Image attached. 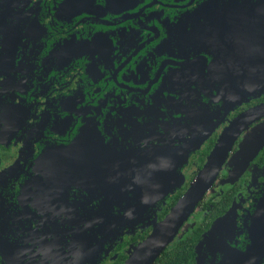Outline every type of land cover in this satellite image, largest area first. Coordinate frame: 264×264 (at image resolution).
Returning <instances> with one entry per match:
<instances>
[{"label": "flooded vegetation", "instance_id": "1", "mask_svg": "<svg viewBox=\"0 0 264 264\" xmlns=\"http://www.w3.org/2000/svg\"><path fill=\"white\" fill-rule=\"evenodd\" d=\"M219 149L153 264H264V0H0V264H124Z\"/></svg>", "mask_w": 264, "mask_h": 264}, {"label": "water", "instance_id": "2", "mask_svg": "<svg viewBox=\"0 0 264 264\" xmlns=\"http://www.w3.org/2000/svg\"><path fill=\"white\" fill-rule=\"evenodd\" d=\"M224 139L225 142L227 137ZM220 153L221 149L213 151L207 164H205L202 171L198 174L197 180L193 182L184 196L172 208L165 220L137 247L124 264H153L166 246L176 238L181 225L186 221L204 192L214 180L224 159L223 155L219 157Z\"/></svg>", "mask_w": 264, "mask_h": 264}, {"label": "trees", "instance_id": "3", "mask_svg": "<svg viewBox=\"0 0 264 264\" xmlns=\"http://www.w3.org/2000/svg\"><path fill=\"white\" fill-rule=\"evenodd\" d=\"M173 255L174 253H163L157 260L156 262L163 261V262H170L173 261Z\"/></svg>", "mask_w": 264, "mask_h": 264}]
</instances>
